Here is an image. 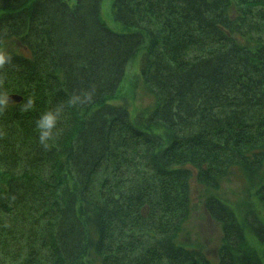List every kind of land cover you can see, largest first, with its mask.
Returning a JSON list of instances; mask_svg holds the SVG:
<instances>
[{
  "label": "trees",
  "instance_id": "obj_1",
  "mask_svg": "<svg viewBox=\"0 0 264 264\" xmlns=\"http://www.w3.org/2000/svg\"><path fill=\"white\" fill-rule=\"evenodd\" d=\"M73 1L0 0V95L22 97L0 110V257L20 260L31 221L24 264H209L176 241L193 186L222 224L217 264H261L215 192L240 174L264 212V0H113L120 32L102 0ZM144 46L154 103L131 115L110 100Z\"/></svg>",
  "mask_w": 264,
  "mask_h": 264
},
{
  "label": "rangeland",
  "instance_id": "obj_2",
  "mask_svg": "<svg viewBox=\"0 0 264 264\" xmlns=\"http://www.w3.org/2000/svg\"><path fill=\"white\" fill-rule=\"evenodd\" d=\"M70 6H73V0H67ZM112 2L113 0H102L100 5V17L103 23L110 29L115 32L122 31L120 26L116 24L112 17ZM251 42H254L255 40ZM259 44H264L263 38L259 37ZM145 54V46L141 48L133 57L129 60L125 66L124 78L121 81V84L114 95L110 100V103L115 105L126 106L131 115L136 114L138 111L150 108L154 103L153 89L149 88L150 86L146 85L140 75V70L143 65V59ZM255 77V75H253ZM15 95V94H11ZM9 95V96H11ZM8 96V97H9ZM18 96V95H16ZM20 97V96H18ZM21 101H22V97ZM8 102L11 104L21 103ZM32 156V154H31ZM25 153L20 152V156L17 154L16 161V170L14 175L17 177L21 172L23 166V161H25ZM66 173H63L61 177L64 180ZM67 175L65 178H69ZM1 179H7L0 177ZM245 182L243 177L240 174L235 173L230 177L229 181H224L220 184L218 191H216V196L221 201L223 205L228 207L234 216L237 218V221L244 228V233L248 244L256 251V255L261 261V264H264V233L263 231H256L251 229L258 225L263 226L264 230V212L262 213L261 209L255 202L254 195L252 192L245 191ZM194 190V191H193ZM193 197L192 205H194L189 213L188 218L183 222L181 230L179 231L176 241L178 244L185 246L188 249H193L201 252L203 256L208 260L209 264H217L218 256L221 241H222V224L216 222L212 219L202 208V189H197L192 186ZM29 221V220H28ZM31 221L27 222V227L23 232H18L17 238L16 234L10 239L9 243V252L14 246L21 247V256L20 260L12 261L7 257H0V264H24L25 254L28 252V247H25L27 241L29 227H32ZM255 222V223H254ZM22 221L18 222V227H20ZM37 226L35 228V236L31 237V242H34L36 245V237L38 233ZM254 230V231H253ZM35 249V248H34ZM20 254V253H18ZM41 255V254H40ZM43 262V260H42ZM47 264V262H46Z\"/></svg>",
  "mask_w": 264,
  "mask_h": 264
},
{
  "label": "clouds",
  "instance_id": "obj_3",
  "mask_svg": "<svg viewBox=\"0 0 264 264\" xmlns=\"http://www.w3.org/2000/svg\"><path fill=\"white\" fill-rule=\"evenodd\" d=\"M11 60V55L9 51L0 46V68L9 64ZM79 97L75 98L72 102L76 103L79 101ZM9 102V97L6 95H0V110L7 107ZM33 108V101L29 99L24 104V110L29 111ZM61 115V109H56L55 111H46L40 114L39 119L36 121V129L39 133V141L42 145H47V143L54 139L55 132L57 128V122Z\"/></svg>",
  "mask_w": 264,
  "mask_h": 264
},
{
  "label": "water",
  "instance_id": "obj_4",
  "mask_svg": "<svg viewBox=\"0 0 264 264\" xmlns=\"http://www.w3.org/2000/svg\"><path fill=\"white\" fill-rule=\"evenodd\" d=\"M21 101V98L16 96V95H11L9 96V102H15V103H18Z\"/></svg>",
  "mask_w": 264,
  "mask_h": 264
}]
</instances>
